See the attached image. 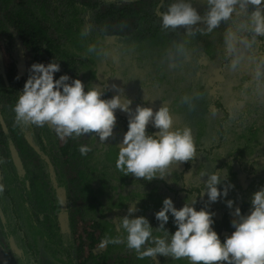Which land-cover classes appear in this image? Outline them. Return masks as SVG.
I'll return each mask as SVG.
<instances>
[{
	"label": "trees",
	"instance_id": "obj_1",
	"mask_svg": "<svg viewBox=\"0 0 264 264\" xmlns=\"http://www.w3.org/2000/svg\"><path fill=\"white\" fill-rule=\"evenodd\" d=\"M175 2L0 0V46L12 58L0 74V159L4 161L0 164V254L5 264H187L159 255L140 259L125 243L104 240L125 236L118 218L141 196L135 216H145L153 228L154 213L164 198H171L177 208L189 198L197 201V210L204 206L207 196L199 193L207 176L201 177L202 171H222L221 183L234 186L227 199L248 214L251 195L264 185V102L253 95L264 83V68L259 77L253 70L238 77L245 97L228 104L221 85L232 59L222 41L229 20L207 34L188 35L183 27L163 29L161 14ZM186 2L202 17L209 10L207 0ZM204 27L202 22L194 26ZM256 44L264 52V38L257 37ZM252 50H243L249 63L260 59ZM53 60L61 68L56 78L64 74L78 78L104 92L105 99L118 94L113 85L124 84L123 80L139 84L147 97L132 99L131 107L155 112L167 106L172 130H191L193 159L171 165L163 180L123 176L115 159L128 116L119 110L114 134L104 142L89 134L62 143L48 126L18 127L12 107L29 66ZM179 66L187 71L193 66L219 70L215 80L181 76L177 81L173 74ZM148 131L157 130L149 125ZM79 145L91 148L87 156H80ZM210 210L216 213L213 227L220 238L230 235L231 216L225 204L218 201ZM166 227L175 230L171 220Z\"/></svg>",
	"mask_w": 264,
	"mask_h": 264
},
{
	"label": "clouds",
	"instance_id": "obj_2",
	"mask_svg": "<svg viewBox=\"0 0 264 264\" xmlns=\"http://www.w3.org/2000/svg\"><path fill=\"white\" fill-rule=\"evenodd\" d=\"M209 10L201 16L186 0H177L161 14L163 29L185 28L188 35L200 31L207 34L228 21L237 6L246 15L244 23L236 30L225 32V54L232 57L230 68L237 69L244 49L251 50L257 37L264 38V0H207ZM252 7L249 13L248 8ZM203 23V29L194 28ZM238 33H251V36ZM183 51L182 46H178ZM254 59L253 57H249ZM264 68V57L256 64V76ZM61 70L56 61L35 62L28 68V76L12 107L14 123L21 128L45 127L52 129L62 143L75 141L82 135L95 134L101 142L114 134L117 110L128 116L127 130L115 159V168L123 176L136 180H163L171 165L186 163L193 159L195 146L188 128L172 130L169 108L162 106L155 112L152 108L137 105L122 96L121 90L111 98H104V92L94 86H86L80 79L67 74H56ZM157 130L149 133L148 127ZM79 154L88 155L91 148L79 145ZM0 159V164H3ZM222 171L207 173L204 190L199 195L207 196V203L197 210V201L189 198L180 208L174 206L171 198H164L154 213L156 227L143 216H135L139 197L127 208V213L118 218L119 227L125 236L106 238L105 244L125 243L138 258L170 257L187 264H264V185L251 195L248 214H243L235 201L227 199L233 189L231 182L221 183ZM3 191V185H0ZM223 202L231 216L230 235L220 238L214 230L215 215L210 205ZM171 220L174 231L166 227ZM147 245V247H145ZM143 249V250H142Z\"/></svg>",
	"mask_w": 264,
	"mask_h": 264
},
{
	"label": "rangeland",
	"instance_id": "obj_3",
	"mask_svg": "<svg viewBox=\"0 0 264 264\" xmlns=\"http://www.w3.org/2000/svg\"><path fill=\"white\" fill-rule=\"evenodd\" d=\"M252 10H253L252 7H250L248 9V12L250 13ZM245 20H246V15L243 12H241L239 7L237 6L236 11L232 15V18L228 22L226 21L228 23V25L226 24L223 27L224 33L229 28H231L232 30H236L237 25L244 23ZM221 34L223 35V33H221ZM239 34H242V33H238V35ZM218 39L221 40V38H218ZM222 41H223V44H225L224 36L222 38ZM240 47H241V51L243 52V57H244L240 66L237 69H235V71H236L235 73H234V70L229 68V67L223 73V84L221 85V89H222V94L225 97V99H227L228 104L233 102L237 98L241 99V98L245 97L244 88L242 89V86H238V80H239L238 77H241L244 74L250 72V70L256 71L257 60L252 61L253 63H249L247 61L248 60L247 55L243 51V50H247V49H244L242 45ZM252 49H253L252 50L253 53H255L257 55V58L258 57L259 58L264 57V55H263L264 52L262 51L263 49L261 48V46L259 44H256L255 46H253ZM129 58L133 59L131 54H129ZM189 58L192 59L193 57L190 55ZM102 60H100V61H102ZM20 61H21L22 65H24L23 67H26L25 66L26 62L21 57H20ZM116 61L117 62L114 64L115 65L119 64L117 59H116ZM244 61H247V62H244ZM10 62H12V58H10V56L7 54V52H5V50L0 46V74H4L6 72L7 66ZM120 63H122V62H120ZM126 63L127 64L130 63V66H131L133 64V60H126ZM208 67L209 66H205L202 68L201 67L200 68H194V66H193L190 68V71H187V69H185L186 67L179 66V67H177L176 71L174 72L173 78L177 81H180L179 77H181V76L182 77L190 76L194 79H197L196 81H199V82L202 81V79L205 81L206 77L215 80L216 74H217L219 69H215L212 71V70H210L211 67H209L210 69L208 72V71H206ZM262 76H263L262 79L264 80V74H262ZM262 79L260 78V81H262ZM133 82L134 81L129 82L127 80H123L124 84L120 85V83H117V85H115V88L120 89L121 90L120 94H122V96H124V97H127L131 101H132V99H136V98L140 97L141 95L142 96L144 95L147 97L146 93H142L139 90V84L137 86H133V84H132ZM243 87H245V85ZM253 95L256 96L255 100H257V102L258 101L264 102V83L260 87H258V89H255V91L253 92ZM148 99H153V98L149 95ZM243 102L245 103L244 100H243ZM243 102L239 105L240 106L238 108L239 110H243V107H244ZM131 106L132 107L134 106L133 102H132ZM134 108H132V109H134ZM195 114L196 113H193L192 116L187 119L188 120V121H186V122H188L187 126L191 125L192 120H190V119L192 117H194ZM184 124H185V122H184ZM242 183L245 184V182H242ZM61 195H62V192H61ZM62 201H63V196H62ZM16 259L18 260L19 258L17 257ZM5 261L6 260H5L4 256H2L0 254V264H5L4 263Z\"/></svg>",
	"mask_w": 264,
	"mask_h": 264
}]
</instances>
